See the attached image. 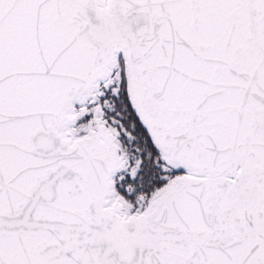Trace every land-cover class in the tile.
<instances>
[{
	"label": "snow or ice",
	"instance_id": "snow-or-ice-1",
	"mask_svg": "<svg viewBox=\"0 0 264 264\" xmlns=\"http://www.w3.org/2000/svg\"><path fill=\"white\" fill-rule=\"evenodd\" d=\"M0 264H264V0H0Z\"/></svg>",
	"mask_w": 264,
	"mask_h": 264
}]
</instances>
